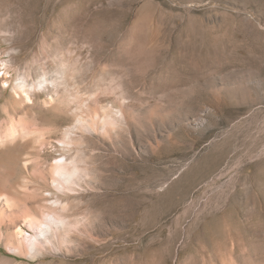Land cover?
<instances>
[{"label": "rangeland", "instance_id": "obj_1", "mask_svg": "<svg viewBox=\"0 0 264 264\" xmlns=\"http://www.w3.org/2000/svg\"><path fill=\"white\" fill-rule=\"evenodd\" d=\"M0 264H264V0H0Z\"/></svg>", "mask_w": 264, "mask_h": 264}, {"label": "bare ground", "instance_id": "obj_2", "mask_svg": "<svg viewBox=\"0 0 264 264\" xmlns=\"http://www.w3.org/2000/svg\"><path fill=\"white\" fill-rule=\"evenodd\" d=\"M64 167V166H63ZM60 168V169H62V170H64V168L66 169V167H64V168ZM75 168V167H74ZM76 170V169H75ZM74 170V171H75ZM65 172V171H64ZM63 172V173H64ZM71 172H73L72 170H71ZM69 173H70V171H69ZM74 173V172H73ZM65 174V173H64ZM66 175H69V174H66ZM70 176V175H69ZM66 179V178H65ZM62 223H64V220H61V219H53V221H50V222H48L47 224H44L46 227H40V234H45V236H46V234L50 231V230H52V228L55 226V227H61L60 226V224H62ZM48 235V234H47ZM43 236V235H42ZM45 236H43V239H46L45 238ZM40 238H42L41 236L39 237L38 235L37 236H35V238H34V240H40ZM35 243V242H34ZM31 245H34L33 243L31 244ZM30 248H32L33 250H34V247H31L30 246Z\"/></svg>", "mask_w": 264, "mask_h": 264}]
</instances>
